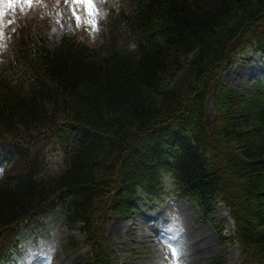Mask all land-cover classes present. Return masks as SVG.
Returning <instances> with one entry per match:
<instances>
[{"label": "trees", "instance_id": "trees-1", "mask_svg": "<svg viewBox=\"0 0 264 264\" xmlns=\"http://www.w3.org/2000/svg\"><path fill=\"white\" fill-rule=\"evenodd\" d=\"M117 6L93 43L64 33L50 47L46 26L18 15L0 30V264L20 227L42 215L81 235L66 239L65 254L89 248L72 264H119L108 222L136 214L139 192L162 199L166 176L204 221L222 203L240 264H264V209L255 207L264 189L253 184L264 172V84L241 91L247 107L221 84L243 49L264 57V0ZM50 144L63 156L58 170Z\"/></svg>", "mask_w": 264, "mask_h": 264}, {"label": "rangeland", "instance_id": "rangeland-1", "mask_svg": "<svg viewBox=\"0 0 264 264\" xmlns=\"http://www.w3.org/2000/svg\"><path fill=\"white\" fill-rule=\"evenodd\" d=\"M102 1L105 0H95V15L100 8L101 19L105 17L102 6L106 7ZM107 1L115 5L118 0ZM0 7L4 12L0 17V30L8 28L16 15L24 23L31 24L34 18L35 22L46 26L47 43L50 47H54L64 33L74 34L78 39L93 43L100 24L90 15L85 4L74 0H35L31 6L25 4L11 8L7 5ZM73 9L81 17L79 23ZM92 19L95 24L88 22ZM4 38V34L0 33L1 47ZM256 79H262L264 84V57L254 48L248 47L235 55L233 64L223 73L221 84L234 91L237 89L233 98L240 107H247L248 104L239 102L238 96L241 91L246 95L245 89H250ZM248 138L247 135L245 140ZM235 145L237 147L238 144ZM45 149L50 167L53 170L60 169L63 165L60 150L51 144ZM238 153L241 155L240 150ZM164 180L166 184L163 199L154 201L139 192L138 196L143 201L138 214L125 218L113 215L108 222L106 235L112 258L119 264H177V261L179 264H213V259L220 256L219 262L214 264H240L245 256L238 244L229 239L233 235L234 221L225 206L220 203L209 213L212 223L201 222L200 209L173 196L171 180L167 176ZM257 182L258 190H263L264 172L253 182L254 186ZM259 198L255 201V207L260 205L264 209V193ZM18 232L20 236L17 239V250L15 247L11 260L4 264H72L75 258L89 252V248L84 246L66 254L62 252L66 239L75 234V240L80 241L81 235L79 232L62 230L60 222L50 215H42L37 221L24 224ZM172 248L179 250L178 257L173 254Z\"/></svg>", "mask_w": 264, "mask_h": 264}, {"label": "snow or ice", "instance_id": "snow-or-ice-1", "mask_svg": "<svg viewBox=\"0 0 264 264\" xmlns=\"http://www.w3.org/2000/svg\"><path fill=\"white\" fill-rule=\"evenodd\" d=\"M35 2V0H0V6L2 5H7V7L11 8L14 5H29L31 6L33 3ZM74 2L76 3H83L87 6L90 15L95 16V12L97 11L95 8V0H74ZM74 14L77 16V23L80 22L81 17L79 16V14L75 13V9H73ZM4 15L3 12V8L0 7V17H2ZM90 24H95V20H89L88 21ZM173 254L176 255L177 257L179 256V250L177 248H172L171 249ZM177 264H179V262L177 261Z\"/></svg>", "mask_w": 264, "mask_h": 264}]
</instances>
